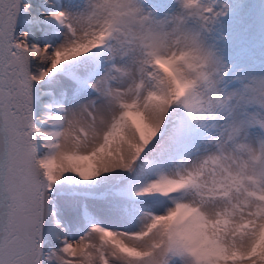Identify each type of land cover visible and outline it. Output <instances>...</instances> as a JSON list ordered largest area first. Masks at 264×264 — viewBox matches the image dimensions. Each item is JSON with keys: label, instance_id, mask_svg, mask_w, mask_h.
Instances as JSON below:
<instances>
[{"label": "snow or ice", "instance_id": "6c2138e0", "mask_svg": "<svg viewBox=\"0 0 264 264\" xmlns=\"http://www.w3.org/2000/svg\"><path fill=\"white\" fill-rule=\"evenodd\" d=\"M225 9L0 0V264H264V77L226 86Z\"/></svg>", "mask_w": 264, "mask_h": 264}, {"label": "rangeland", "instance_id": "374dc122", "mask_svg": "<svg viewBox=\"0 0 264 264\" xmlns=\"http://www.w3.org/2000/svg\"><path fill=\"white\" fill-rule=\"evenodd\" d=\"M161 15L175 9V0H148ZM226 5L208 35L228 69L225 79L229 90L243 86L253 77H264V0H217ZM254 134L259 133L254 130Z\"/></svg>", "mask_w": 264, "mask_h": 264}]
</instances>
